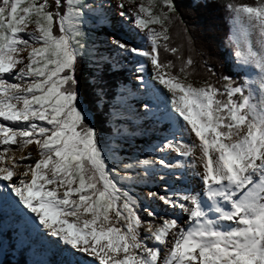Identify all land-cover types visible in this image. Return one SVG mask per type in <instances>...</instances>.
I'll return each instance as SVG.
<instances>
[{
    "label": "snow or ice",
    "instance_id": "obj_1",
    "mask_svg": "<svg viewBox=\"0 0 264 264\" xmlns=\"http://www.w3.org/2000/svg\"><path fill=\"white\" fill-rule=\"evenodd\" d=\"M213 6L0 0V211L47 246L40 264H264V0H219L224 74L186 79L204 55L187 27V58L166 43L179 8ZM103 24L115 31L98 42ZM105 68L126 69L135 87L107 97ZM105 111L108 130L93 123ZM149 126L156 143L129 155ZM33 143L35 157L11 154Z\"/></svg>",
    "mask_w": 264,
    "mask_h": 264
},
{
    "label": "trees",
    "instance_id": "obj_2",
    "mask_svg": "<svg viewBox=\"0 0 264 264\" xmlns=\"http://www.w3.org/2000/svg\"><path fill=\"white\" fill-rule=\"evenodd\" d=\"M189 2L190 0H183V3L185 4ZM209 2L214 6L207 9L201 8L192 11L185 7L179 8L178 11L183 23L181 24L180 21H175L168 29L169 40L166 43L172 47H177L182 57L187 58L188 56L183 33L184 27H187L188 32L197 40V48L204 53L203 56L193 55V62L186 69L189 73L186 79L194 85L202 83L207 79V69L209 67H211L217 75L226 73V59L227 54L230 51L229 46L224 42L230 28L226 13L219 6V0H209ZM243 2L254 3L255 0H243ZM158 59L161 61L172 60L174 65L177 63L175 57L172 56L171 53L165 52L163 48L159 49ZM202 62H206L203 67H201ZM87 72L88 69L84 68L78 77L82 84L84 83ZM172 72L175 74V67L172 69ZM180 77L184 78L183 73L180 74ZM232 78L234 80L239 79L237 75H233ZM100 81L105 88L107 97L110 98L115 94L116 88L121 82L124 84L128 83V74L125 69L113 72L105 68L103 69ZM106 109L107 104H105V110ZM106 118V111L98 113L95 116L93 123L98 128L108 130L110 129V125L105 124ZM10 234L11 231L10 233H6V238L11 243L7 245L8 251L13 249L11 242L13 238ZM24 251L25 248H22L13 255L6 252L0 260V264H27V258Z\"/></svg>",
    "mask_w": 264,
    "mask_h": 264
},
{
    "label": "rangeland",
    "instance_id": "obj_3",
    "mask_svg": "<svg viewBox=\"0 0 264 264\" xmlns=\"http://www.w3.org/2000/svg\"><path fill=\"white\" fill-rule=\"evenodd\" d=\"M141 0H135V3H140ZM144 3H147V0H143ZM127 6V5H126ZM114 12V10H113ZM151 27H157L155 25H150ZM96 36L98 37V42L102 41L105 34L104 32H112L115 29L108 28L107 24L97 25L96 26ZM126 70V69H125ZM148 71H151V66H148ZM127 74L128 71L126 70ZM131 87H135L134 77H130L128 74V83L125 85H129ZM161 135V133L154 131L151 126L148 129L142 130L141 133H137L134 138H130L128 140V152L129 155L137 156L140 155V158H144L142 153H147L151 150L150 146L156 143L157 137ZM14 147V146H13ZM23 150L27 153H31L33 157L37 155L36 145L28 144L25 145ZM18 151V150H17ZM174 155V154H173ZM158 179V177H157ZM159 188H163V185H157ZM155 190L153 185L149 184L147 187L143 185H138L133 191L139 194H145L148 190ZM10 236L13 238L12 242V250L8 251L7 245L11 244L10 241L6 238V233L9 232ZM24 234L26 240L28 241L29 246L25 248V255L27 258V264H40L41 261H44L49 258L50 254L46 250V245L42 246L41 241L37 235V233L31 228V226L25 227L22 224V221L17 219L15 213L11 210L7 211L5 214L3 211H0V260L5 255L6 252L10 254H15L18 250L24 248L20 243V235Z\"/></svg>",
    "mask_w": 264,
    "mask_h": 264
},
{
    "label": "bare ground",
    "instance_id": "obj_4",
    "mask_svg": "<svg viewBox=\"0 0 264 264\" xmlns=\"http://www.w3.org/2000/svg\"><path fill=\"white\" fill-rule=\"evenodd\" d=\"M121 27H123V25H122ZM104 34H106V32H104ZM11 154H13L14 156H17V157H22V156H24L25 154H27V152H26L25 150H18V151H14V152L11 153ZM191 183H194V181H191L190 184H191ZM160 256H161V258H162V256H163V251H162V250H161V252H160Z\"/></svg>",
    "mask_w": 264,
    "mask_h": 264
}]
</instances>
